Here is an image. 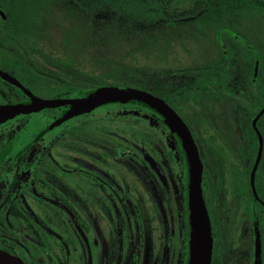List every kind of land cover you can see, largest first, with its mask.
Segmentation results:
<instances>
[{
	"label": "flooded vegetation",
	"instance_id": "obj_1",
	"mask_svg": "<svg viewBox=\"0 0 264 264\" xmlns=\"http://www.w3.org/2000/svg\"><path fill=\"white\" fill-rule=\"evenodd\" d=\"M258 1L153 0L149 70L127 77L172 109L195 143L210 264H264V0ZM135 3L139 36L141 1ZM72 5L103 23L114 14L124 21L128 12L125 0H107L106 7L0 0V108L33 106L36 97L54 102L0 119V249L25 264H188V160L164 112L115 99L61 118L71 103L55 101L126 80L123 71L85 74L76 66L96 65H72ZM256 129L257 195L250 181Z\"/></svg>",
	"mask_w": 264,
	"mask_h": 264
},
{
	"label": "water",
	"instance_id": "obj_2",
	"mask_svg": "<svg viewBox=\"0 0 264 264\" xmlns=\"http://www.w3.org/2000/svg\"><path fill=\"white\" fill-rule=\"evenodd\" d=\"M130 100L141 101L147 105L158 107V109L168 117V119L174 124V127L179 132L185 150L187 154L189 175L188 185L186 191V207H187V226H188V239H189V259L188 264H210L211 252H212V235L210 227L209 215L202 197V191L200 186L201 177V162L198 156V152L195 143L191 137L188 128L184 125L182 120L159 98L154 97L149 92L133 87V86H118L108 85L95 87L86 92L84 96L73 97L72 99L57 100L55 103H71V107L68 112L63 114L61 118L66 117L71 113L87 110L93 105L107 101V100ZM54 103L53 101H47L42 98L36 97L34 104H28L24 106H5L0 108V119L12 114L13 112L27 109L30 107L43 106ZM264 110V106L259 113ZM258 113V114H259ZM258 116V115H257ZM253 124L255 126V119ZM259 147L257 155L251 170L250 181L254 194L256 190L254 187V171L257 163L260 159L262 150V136L258 129ZM257 195V194H256ZM0 264H25L18 257L8 253L7 251L0 249Z\"/></svg>",
	"mask_w": 264,
	"mask_h": 264
},
{
	"label": "trees",
	"instance_id": "obj_3",
	"mask_svg": "<svg viewBox=\"0 0 264 264\" xmlns=\"http://www.w3.org/2000/svg\"><path fill=\"white\" fill-rule=\"evenodd\" d=\"M117 3V0H109ZM140 9L143 12L140 17L141 31L138 32L133 25V4L136 0H125L126 10L124 21L120 15H109L106 22L100 17L96 20L91 10H81L72 5V65H96L95 68H83L76 66L77 71L85 74H93L95 69L102 71H123L126 80L134 73L147 72L149 62L146 56L149 54V42L152 39L153 0H140ZM136 4V3H135ZM134 4V5H135ZM29 7V5H24ZM97 21V22H96ZM96 22V24H95ZM89 41H96V45H90ZM84 58L76 59L77 57ZM90 56V59L86 57Z\"/></svg>",
	"mask_w": 264,
	"mask_h": 264
},
{
	"label": "rangeland",
	"instance_id": "obj_4",
	"mask_svg": "<svg viewBox=\"0 0 264 264\" xmlns=\"http://www.w3.org/2000/svg\"><path fill=\"white\" fill-rule=\"evenodd\" d=\"M85 1V4L89 7V5H91V4H93V3H95V5H99V6H101V5H103V7H106V3H107V0H104V1H102V0H84ZM253 1H257V2H259L258 0H253ZM108 5H111L112 7H114L115 9L116 8H119V5H117V4H115V5H113V4H111V3H109L108 2ZM126 6V5H125ZM138 11V12H137ZM137 11H135L137 14H139V16H141V15H143L142 13L143 12H140L139 11V9H137ZM106 83H111V84H118V83H120V82H118V81H113V80H108V81H105ZM125 86H139V87H144V84L143 83H141V84H138V83H134V82H130V81H128V80H125L124 82H122Z\"/></svg>",
	"mask_w": 264,
	"mask_h": 264
}]
</instances>
